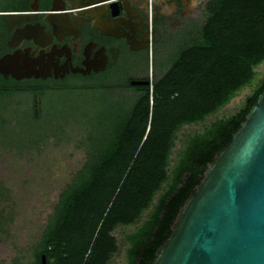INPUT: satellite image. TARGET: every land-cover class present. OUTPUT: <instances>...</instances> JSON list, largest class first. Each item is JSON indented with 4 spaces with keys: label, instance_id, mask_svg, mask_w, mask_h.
<instances>
[{
    "label": "trees",
    "instance_id": "1",
    "mask_svg": "<svg viewBox=\"0 0 264 264\" xmlns=\"http://www.w3.org/2000/svg\"><path fill=\"white\" fill-rule=\"evenodd\" d=\"M18 1L0 0V12ZM263 62L264 0H209L198 36L162 62L163 70L147 77L144 87L130 94L115 87L108 92L103 84L75 91L78 99L66 104V120L51 126L52 133L28 120L31 130L24 137L19 123L9 129L2 119L1 144L15 143L17 152L49 137L66 143L70 137L59 136L58 126L87 128L83 137L74 133L73 144L83 158L51 205L32 247V261L22 263L18 257L13 264H40L42 254L45 264H107L117 251L113 230L129 226L135 227L123 235L126 264H151L206 165L264 88V73L255 79L254 72ZM251 86L234 112L185 135L168 166L182 126L203 123ZM11 136L15 142L8 140ZM8 200L2 189L1 233L4 217L14 215V203Z\"/></svg>",
    "mask_w": 264,
    "mask_h": 264
},
{
    "label": "flooded vegetation",
    "instance_id": "2",
    "mask_svg": "<svg viewBox=\"0 0 264 264\" xmlns=\"http://www.w3.org/2000/svg\"><path fill=\"white\" fill-rule=\"evenodd\" d=\"M208 1L19 0L0 12V57L18 53L38 75L0 73V126L17 117L63 124L65 107L54 104L66 106L78 99L75 91L94 84L124 94L144 87L149 74L198 36ZM24 26L27 36L11 40ZM4 137L0 132V145Z\"/></svg>",
    "mask_w": 264,
    "mask_h": 264
},
{
    "label": "water",
    "instance_id": "3",
    "mask_svg": "<svg viewBox=\"0 0 264 264\" xmlns=\"http://www.w3.org/2000/svg\"><path fill=\"white\" fill-rule=\"evenodd\" d=\"M27 31L15 30L10 39ZM0 73L38 75L18 53L0 57ZM151 264H264V88L206 165Z\"/></svg>",
    "mask_w": 264,
    "mask_h": 264
},
{
    "label": "rangeland",
    "instance_id": "4",
    "mask_svg": "<svg viewBox=\"0 0 264 264\" xmlns=\"http://www.w3.org/2000/svg\"><path fill=\"white\" fill-rule=\"evenodd\" d=\"M254 72L255 79L259 78L264 73V62L257 65ZM251 88L252 86L240 89L223 107L205 117L203 123L182 126L176 133L168 166L171 167L174 164L185 135L199 131L203 125L215 118L234 112L242 104ZM54 105L66 107L60 103ZM20 109H25V107L21 106ZM19 119L18 117L14 119L12 124L19 123L21 125L19 133L25 137L30 133L31 126L26 122L28 120ZM28 122L31 123L30 120ZM16 126L18 127V124ZM45 127L47 132H54L50 124L46 123ZM56 128L59 136L70 137L66 143L57 142L49 137L45 142L28 145L22 152L15 150V143L0 145V191L5 190L8 201L14 203L12 204L14 215L4 217L5 224L2 226V233L0 232V264H10L12 259L18 257L22 263L32 261V247L45 224L46 216L51 211V205L83 158V151L74 146L73 138L76 136L74 133L83 137L87 129L85 124ZM8 138L10 142H15L13 136ZM134 227H116L113 230L112 235L117 243V251L110 256L107 264H126L127 244L123 235L133 231Z\"/></svg>",
    "mask_w": 264,
    "mask_h": 264
}]
</instances>
